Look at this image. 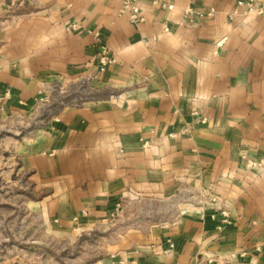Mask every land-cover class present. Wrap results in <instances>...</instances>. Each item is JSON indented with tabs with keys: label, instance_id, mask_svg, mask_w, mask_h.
<instances>
[{
	"label": "crops",
	"instance_id": "obj_1",
	"mask_svg": "<svg viewBox=\"0 0 264 264\" xmlns=\"http://www.w3.org/2000/svg\"><path fill=\"white\" fill-rule=\"evenodd\" d=\"M236 1L143 5L145 20L134 24L119 13L122 0H0L9 13L0 117L42 110L39 93L54 81L69 93L64 103L56 95L43 127L0 142L7 189L25 176L39 193L27 205L70 228L165 198L179 180L216 198L126 229L88 264H201L205 255L210 264H264V15L231 16ZM100 43L116 61L93 76L87 63ZM244 157L260 166L246 168ZM216 207L229 215L220 229Z\"/></svg>",
	"mask_w": 264,
	"mask_h": 264
},
{
	"label": "rangeland",
	"instance_id": "obj_2",
	"mask_svg": "<svg viewBox=\"0 0 264 264\" xmlns=\"http://www.w3.org/2000/svg\"><path fill=\"white\" fill-rule=\"evenodd\" d=\"M8 14L7 11L0 13V38L6 33L4 29ZM68 29L74 30L75 25L70 24ZM101 45L107 46L100 43L98 49ZM87 64L93 76L100 74L94 70L91 60ZM56 83L55 81L52 83L48 93L46 89L39 93L37 99L44 105L42 110L32 113L27 119L5 115L0 117L1 143L6 144L7 139L21 140L31 130L43 127L47 119L54 118L56 95L62 97L58 103H64L65 97L69 95L65 87ZM4 92L0 94L2 97ZM68 98L67 102L71 103L70 97ZM174 135L175 133H170V136ZM148 144L144 143L145 146ZM243 159L246 168L260 166L252 158ZM25 181V176L16 175L14 185L8 189L5 180L3 183L0 182V263L2 264H88L104 257L109 246L114 244L126 229L140 228L142 225L147 227L154 224L162 225L166 221L168 212L182 215L192 213L198 209V199L201 197L206 202L212 203L216 199L212 192L188 189L187 185H183L179 180L174 190L165 198L148 203L133 202L124 208L117 206L108 218L84 228L57 227L46 217L41 216L38 207L27 205L28 200H37L39 193L32 190Z\"/></svg>",
	"mask_w": 264,
	"mask_h": 264
},
{
	"label": "built area",
	"instance_id": "obj_3",
	"mask_svg": "<svg viewBox=\"0 0 264 264\" xmlns=\"http://www.w3.org/2000/svg\"><path fill=\"white\" fill-rule=\"evenodd\" d=\"M176 2L177 0H122L119 13L125 15L130 22L140 24L145 20L143 5H149L151 8L162 11H171L175 8ZM214 13L215 10L210 9L206 14L212 16ZM230 14L231 16L251 14L264 15V5L258 0H237ZM193 16H195V11L190 8L184 10V18L191 21ZM163 30L168 31L169 27L164 25ZM115 61L116 58L111 49L105 45H101L96 54L92 57L91 65L95 71L100 73ZM8 95L9 90H5L4 96ZM214 209L215 213L219 214L220 217V224L217 227L220 229L221 225L229 223V215L225 209H221L220 207ZM212 260L211 255H205L203 263L201 264H210Z\"/></svg>",
	"mask_w": 264,
	"mask_h": 264
}]
</instances>
